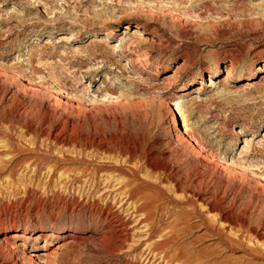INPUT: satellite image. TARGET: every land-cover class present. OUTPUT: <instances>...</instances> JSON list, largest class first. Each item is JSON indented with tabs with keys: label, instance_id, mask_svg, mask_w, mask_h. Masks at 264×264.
I'll return each instance as SVG.
<instances>
[{
	"label": "rangeland",
	"instance_id": "rangeland-1",
	"mask_svg": "<svg viewBox=\"0 0 264 264\" xmlns=\"http://www.w3.org/2000/svg\"><path fill=\"white\" fill-rule=\"evenodd\" d=\"M263 64L264 0H0V228L31 231L13 241L16 255L159 264L147 249L153 222L124 191L138 186L160 211L177 212L167 196L182 195L167 172L181 185L204 181L227 213H246L264 233ZM210 78L221 91L205 88ZM170 101L188 132L177 115L173 124ZM101 210L123 222L122 252L99 241L109 224ZM173 219L163 214L159 229L178 246L194 241L207 264H264L229 250L194 215L171 229ZM67 238L72 247L55 249Z\"/></svg>",
	"mask_w": 264,
	"mask_h": 264
},
{
	"label": "bare ground",
	"instance_id": "bare-ground-1",
	"mask_svg": "<svg viewBox=\"0 0 264 264\" xmlns=\"http://www.w3.org/2000/svg\"><path fill=\"white\" fill-rule=\"evenodd\" d=\"M109 33L110 32L106 30L105 36L106 37L109 36L110 35ZM120 47H121V44H119L118 46H115L113 50L118 51ZM256 71L263 73V76L261 77V79H263L264 81V64L256 67ZM227 74H228V71L225 70V75ZM211 87L215 88L217 91H221V88L217 89V86H215L214 82L210 78L207 81V85H205V88H211ZM203 90H204L203 88L199 86H195L192 92L199 95L204 92ZM203 101H206V100H200L198 102L203 103ZM178 105L180 104H177L176 101H170L167 106H168V109L172 111L173 124L177 123L176 119H174V115H177L179 119V125L183 128V131H186L188 128H186L185 119L183 118L180 112V106ZM25 129L28 130L27 128ZM50 136L51 137L53 136V141L58 142L59 136H54L53 134H50ZM1 139L3 143H6V141H9L10 138L1 137ZM13 143L14 142H12V144ZM14 144H15L13 145L14 147H11L13 150L16 147H18L17 142ZM242 145H243V149L247 153V156H249L250 150H249V141L247 138L242 139ZM4 147L11 149L10 146H8V144H5ZM3 156L9 157L11 156V153L10 154L7 153ZM221 161L224 162V165H225V166L223 165L224 167L230 166L234 170L239 169V167H241L239 166V164L235 163L232 160L226 161L222 159ZM4 165L5 164L2 161H0V169H2ZM223 166L221 165V168H224ZM207 167L219 170V165L213 162H209V164L206 165V168ZM243 170H247V169L244 168ZM178 174L180 173L179 172L178 173H172V172L168 173L167 172L166 180L172 184L170 188L171 192L173 193L180 192L182 196H179L180 194H178L177 197L174 198L173 197L174 195L170 196L169 194L170 192H168L169 196H167L164 193L166 191L163 192L161 188H159L160 186L158 185L152 186V188L155 191L165 195V197L167 196V199L169 200L171 205L174 208L176 207L175 209L179 208V211L177 212L169 211V210L160 211L156 206L158 201L153 200L151 196H149L148 194H144V192L138 186L130 188L127 192L124 191L125 197L127 198L126 199L127 203H130V205L134 207L135 212L143 217L144 224L145 222L147 223L153 222L151 227H149V236L151 237V239H150V244L147 247L149 251L148 255L151 254L152 256L157 257L160 260L159 264L160 263H164V264H207V262L206 261L204 262L203 260V259L206 260L207 255H205V257L202 255L203 253L205 254L207 253L203 249L196 250L193 247L194 241L191 243L190 242L188 243V246L191 248H188L185 245L178 246L176 244L177 235L175 237L173 236L174 234L169 235L170 233L169 234L165 233V231H167L165 230V228L161 230L159 229L161 226L163 214L167 216V219L168 218L171 219L172 217L175 218L173 219L175 220L174 223L171 222L172 224H169V226L167 225L171 229L175 228V226L177 224H180L181 221H185L188 217H190L191 215H194L199 220L201 225L207 231H209L213 236L219 239L221 243L225 245L229 250L240 248L245 253L251 255L253 258L259 257L264 261V233L260 232L258 229H255L256 227L253 228L250 226L249 220L247 219V214L241 213L239 215H234V213L232 214L231 211H230L231 213H227L228 211L227 212L225 211L224 206L222 204V200L218 199L215 195H213L214 193L211 194L210 193L211 190L209 188L208 189H206L207 187L205 188L204 181L203 182L192 181L186 185H181L180 181H178V179L180 178H177L179 177ZM200 174L202 175V172ZM99 216L101 217V219H104L109 222L107 227L100 234L99 241L103 243L106 240H109V241L111 240L112 241V244H111L112 252L114 253L122 252L123 245L126 240V234H125L123 222L120 219H118L117 215H115L112 212L110 213L109 211L104 215V212L101 210L99 212ZM257 227L263 228L264 225L261 222L260 224H258ZM25 233L30 234L31 231L26 232L24 230L15 229L12 224L8 226H2L0 228V236H2L0 238V264H31V263L47 264L48 258L45 259L44 261H40L39 259L38 261H32L26 256H24V254L16 255V251L19 250V246L21 244L15 245L13 241L17 237H21V235ZM38 236L43 237L44 239L43 238L42 239L44 240V242H46L45 237L42 234H38ZM155 237L157 238V240L153 241V238ZM73 238L72 239L67 238L65 241H63L62 244L58 245L55 249H58L60 247L61 248L62 247L63 248L72 247V244L74 242ZM41 247H43V245Z\"/></svg>",
	"mask_w": 264,
	"mask_h": 264
}]
</instances>
